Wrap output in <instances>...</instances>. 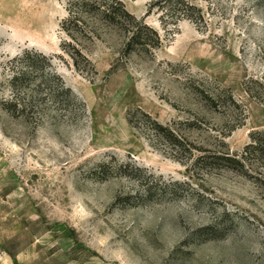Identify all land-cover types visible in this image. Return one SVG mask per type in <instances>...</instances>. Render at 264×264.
Wrapping results in <instances>:
<instances>
[{"label":"rangeland","instance_id":"obj_1","mask_svg":"<svg viewBox=\"0 0 264 264\" xmlns=\"http://www.w3.org/2000/svg\"><path fill=\"white\" fill-rule=\"evenodd\" d=\"M96 1L0 0V264H264V0Z\"/></svg>","mask_w":264,"mask_h":264},{"label":"trees","instance_id":"obj_2","mask_svg":"<svg viewBox=\"0 0 264 264\" xmlns=\"http://www.w3.org/2000/svg\"><path fill=\"white\" fill-rule=\"evenodd\" d=\"M99 1L100 0H97L96 2H99ZM110 1H111V4L104 5V9L101 11V16H102L103 20L106 21L108 24H117V23L119 24L121 21L124 22L125 19H131V20L137 22V27H136V30L133 34L132 40L137 41L138 43L142 44L143 46L144 45L146 46L147 44H145V42H143L144 41L143 30H144V28H147L144 25V22L142 20L139 21L135 16L130 14L128 12L125 4L123 2H121L120 0H110ZM86 2H87V0H82L81 3H83V5H85V6H88L86 4ZM158 5L161 6L160 2H158ZM187 9L188 10L191 9L190 6H188ZM157 41H158V43L156 45L159 46L160 45V39L158 37H157ZM79 54H80V52H79ZM80 56H82V55L80 54ZM37 58L41 59V62H44V64H46L50 68L51 72L54 71L52 59L49 56L45 55L44 53L34 51V50L33 51H26L21 60H22V63L27 64V66L29 68L36 69V71H41L40 65L37 63L38 61H36ZM28 74H29V71L25 72L24 70L22 72H17L15 74V77H14V80H15L14 87L15 88L22 87L26 81V77ZM56 77L57 76L55 75V73H52V75L49 77V80L54 79ZM18 81H20V83H18ZM67 92L69 94H71L74 101H76L77 103L82 104L84 106V104L81 102V100L78 98V96L75 95L71 89H67ZM53 97H55V99L57 98V96H53ZM27 106L28 105L25 104L24 102L18 101L14 106L15 107L14 111L16 113H24L27 109ZM259 146H261L259 143V140H257L256 137H254V145H251V147L249 149H251V148L257 149ZM216 158L217 159H223L222 157H218V156H216Z\"/></svg>","mask_w":264,"mask_h":264}]
</instances>
